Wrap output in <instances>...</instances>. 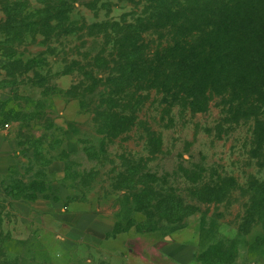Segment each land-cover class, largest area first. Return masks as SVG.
Masks as SVG:
<instances>
[{
	"label": "rangeland",
	"instance_id": "374dc122",
	"mask_svg": "<svg viewBox=\"0 0 264 264\" xmlns=\"http://www.w3.org/2000/svg\"><path fill=\"white\" fill-rule=\"evenodd\" d=\"M160 5L0 0V264H264V113L127 69Z\"/></svg>",
	"mask_w": 264,
	"mask_h": 264
},
{
	"label": "trees",
	"instance_id": "16d2710c",
	"mask_svg": "<svg viewBox=\"0 0 264 264\" xmlns=\"http://www.w3.org/2000/svg\"><path fill=\"white\" fill-rule=\"evenodd\" d=\"M148 1H160L155 28L162 21L170 36L150 60L129 64L131 73L196 111L223 95L264 113V0Z\"/></svg>",
	"mask_w": 264,
	"mask_h": 264
},
{
	"label": "crops",
	"instance_id": "0c3cea01",
	"mask_svg": "<svg viewBox=\"0 0 264 264\" xmlns=\"http://www.w3.org/2000/svg\"><path fill=\"white\" fill-rule=\"evenodd\" d=\"M6 134L7 131L0 125V171H5L13 162L12 156L7 153L8 144Z\"/></svg>",
	"mask_w": 264,
	"mask_h": 264
}]
</instances>
